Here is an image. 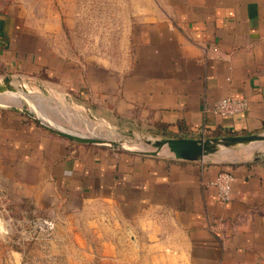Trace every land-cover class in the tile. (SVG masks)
Instances as JSON below:
<instances>
[{"label":"crops","instance_id":"1","mask_svg":"<svg viewBox=\"0 0 264 264\" xmlns=\"http://www.w3.org/2000/svg\"><path fill=\"white\" fill-rule=\"evenodd\" d=\"M119 4V18L105 10L104 53L78 57L16 7L0 10V79L55 82L96 118L149 139L264 132V0ZM227 97L246 99V111L217 116ZM1 165L26 191L45 188L64 214H87L73 223L88 232L72 242L76 264H264V159L140 156L67 140L0 108ZM222 172L235 178L227 205L211 184Z\"/></svg>","mask_w":264,"mask_h":264},{"label":"rangeland","instance_id":"2","mask_svg":"<svg viewBox=\"0 0 264 264\" xmlns=\"http://www.w3.org/2000/svg\"><path fill=\"white\" fill-rule=\"evenodd\" d=\"M119 1H112L113 15L119 14ZM9 7H16L31 26L48 33L53 45L67 56L104 53L106 40L103 35L109 23L105 24L103 19L105 10H111L105 0H0V10ZM89 10L93 15L91 23ZM114 18L119 17L114 15ZM110 26L114 34L120 33L119 21H114ZM119 39L114 38V45L118 44ZM12 85L16 93H7L1 100L30 111L33 118L24 116L45 131L38 120L80 135L136 142L144 146L143 136L137 132L130 133L126 127H114L104 120H95L85 107L75 109L68 101L73 96L64 86L58 87L55 82L24 76L13 77ZM43 88L50 93L49 96ZM16 98H23L27 103H20ZM258 134L264 132L248 135ZM263 151L264 146L248 147L236 150L230 157L218 154L209 158L226 163L247 162L256 160L258 156L264 159V154L260 155ZM19 177L17 174V181L10 182L8 167L1 165L0 264H76L70 260L72 254L78 253V248L73 247L72 242L82 236L87 238L88 232L84 230L81 234L79 229L75 231L73 227L74 224L79 227L80 223H87V214L79 215L74 211L64 214L63 202L58 203L43 187L26 191Z\"/></svg>","mask_w":264,"mask_h":264},{"label":"water","instance_id":"3","mask_svg":"<svg viewBox=\"0 0 264 264\" xmlns=\"http://www.w3.org/2000/svg\"><path fill=\"white\" fill-rule=\"evenodd\" d=\"M13 77L6 76L0 79V108L11 110L22 115L33 118L30 111L22 109L20 106L4 103L1 97L7 93H16V89L12 85ZM44 93L49 96L50 93L43 88ZM26 92V90H25ZM28 93V91H27ZM18 102L27 101L23 98H16ZM68 101L74 106L75 109H81L82 106L74 102L73 99L68 98ZM87 113L91 118L98 120L90 110L87 109ZM38 120V119H37ZM38 122L52 134L65 138L67 140L77 142L80 144H88L105 148L109 150H116L121 152H127L140 156L148 157H170L177 160L185 161H199L203 159H211L209 157L213 155H225L233 156L234 152L241 148L264 146V134L258 135H240L207 139H167V140H154L149 139L145 135L143 136V145H138L136 142L130 143L127 141H119L112 139H101L93 136L80 135L72 133L58 128L50 122ZM260 152V155H263ZM261 157H257L256 160H260Z\"/></svg>","mask_w":264,"mask_h":264},{"label":"built area","instance_id":"4","mask_svg":"<svg viewBox=\"0 0 264 264\" xmlns=\"http://www.w3.org/2000/svg\"><path fill=\"white\" fill-rule=\"evenodd\" d=\"M248 102L246 99H235L231 97L218 100L213 107V112L220 117H233L246 111ZM234 175L229 172L220 173L211 183L218 189L219 201L222 205H227L232 197V185ZM212 228H215L212 225Z\"/></svg>","mask_w":264,"mask_h":264}]
</instances>
